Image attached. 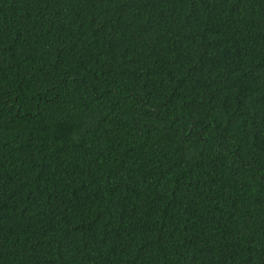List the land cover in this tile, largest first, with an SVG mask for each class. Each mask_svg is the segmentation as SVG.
<instances>
[{
	"label": "trees",
	"instance_id": "obj_1",
	"mask_svg": "<svg viewBox=\"0 0 264 264\" xmlns=\"http://www.w3.org/2000/svg\"><path fill=\"white\" fill-rule=\"evenodd\" d=\"M0 264H264V0H0Z\"/></svg>",
	"mask_w": 264,
	"mask_h": 264
}]
</instances>
